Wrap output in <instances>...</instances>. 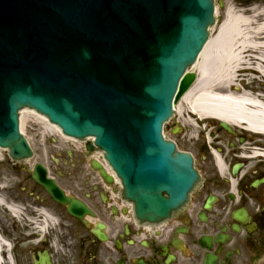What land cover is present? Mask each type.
<instances>
[{
	"label": "water",
	"instance_id": "1",
	"mask_svg": "<svg viewBox=\"0 0 264 264\" xmlns=\"http://www.w3.org/2000/svg\"><path fill=\"white\" fill-rule=\"evenodd\" d=\"M214 23L213 0H0V146L33 156L18 112L34 108L66 135L95 138L142 221L168 218L197 175L162 127ZM34 178L72 215L87 212L43 166Z\"/></svg>",
	"mask_w": 264,
	"mask_h": 264
},
{
	"label": "flooded vegetation",
	"instance_id": "2",
	"mask_svg": "<svg viewBox=\"0 0 264 264\" xmlns=\"http://www.w3.org/2000/svg\"><path fill=\"white\" fill-rule=\"evenodd\" d=\"M166 134L192 156L199 179L180 211L151 230L123 207L112 176L107 183L99 174L82 181L50 175L92 211L80 220L33 179L30 160L0 149L4 264H264V170L244 171L249 162L236 158L218 170V121L183 128L173 122Z\"/></svg>",
	"mask_w": 264,
	"mask_h": 264
},
{
	"label": "bare ground",
	"instance_id": "3",
	"mask_svg": "<svg viewBox=\"0 0 264 264\" xmlns=\"http://www.w3.org/2000/svg\"><path fill=\"white\" fill-rule=\"evenodd\" d=\"M224 12L223 21L194 68L198 79L182 98L178 110L182 113L187 104L188 111L202 119H215L218 126H228L234 137L247 139L234 151V157L260 161L257 148L264 147V7L238 10L228 5ZM20 114L23 133L31 121L42 127L44 136L50 132L60 136L64 143L79 141L64 135L46 116L34 110L24 109ZM93 156L102 157L99 152ZM226 159L220 150L218 170L222 173L226 171Z\"/></svg>",
	"mask_w": 264,
	"mask_h": 264
},
{
	"label": "rangeland",
	"instance_id": "4",
	"mask_svg": "<svg viewBox=\"0 0 264 264\" xmlns=\"http://www.w3.org/2000/svg\"><path fill=\"white\" fill-rule=\"evenodd\" d=\"M218 5V14H217V24L212 29L211 35L216 33L218 26L224 19L225 12L224 9L228 5H233L238 10H251L253 8H263L264 0H215ZM212 38V36H211ZM210 38V40H211ZM195 70V69H194ZM181 102H179L180 104ZM179 104L177 107V115L174 121H182L184 124H187L189 120L188 115L189 106L185 104L182 109V113H179ZM212 121V120H211ZM41 128L36 126V124L28 122L25 125L24 131L26 132L27 137L30 139L32 148L34 149V158L31 161L32 168L36 163H42L47 168L50 174L55 172H66V180L71 181L75 177L78 180H84V177H89L92 179L94 175L90 174L93 169L90 166V158L85 151L84 144H81L77 141H71L64 143L63 139L58 135H52L48 132V135L44 136L41 133ZM62 135V134H61ZM63 137V136H61ZM241 137H234L230 135L226 130H223L221 126H218V149L222 150V153L227 156V161H235L234 151H237L241 145ZM246 160H241L236 162L244 163ZM257 165L258 169L264 170V167L261 164H258L257 161L249 162L244 168V171L253 169ZM72 173V174H68ZM94 179V178H93ZM64 183V182H62ZM71 185H65L67 189ZM80 195H82L80 193ZM33 232H35L32 229ZM32 232V234H34ZM32 244V243H30ZM28 245V243L26 244ZM24 247V246H23ZM22 250V249H20ZM16 260V259H15Z\"/></svg>",
	"mask_w": 264,
	"mask_h": 264
}]
</instances>
